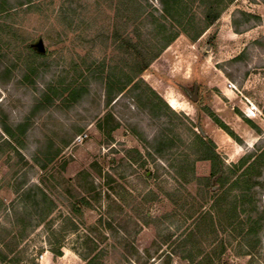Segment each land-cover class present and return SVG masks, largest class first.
<instances>
[{
  "label": "rangeland",
  "instance_id": "374dc122",
  "mask_svg": "<svg viewBox=\"0 0 264 264\" xmlns=\"http://www.w3.org/2000/svg\"><path fill=\"white\" fill-rule=\"evenodd\" d=\"M127 1L138 12L122 31L134 42L158 51L163 32L153 17L180 34L108 103L102 78L133 72L112 38ZM186 9L180 25L160 16L159 0H0V264H180L190 254L218 256L221 240L220 264H264V228L250 239L248 224L216 233L206 218L189 237L198 202L211 208L194 179L211 169L194 152L196 133L216 143L226 170L264 150V0L228 3L195 41L187 33L205 27L204 5L188 0ZM40 39L45 56L31 50ZM72 86L85 88L78 101L67 98ZM195 87L197 101L187 92ZM156 137L165 140L161 154ZM252 171L255 219L264 214V163ZM36 186L47 201L38 208L40 189L22 194Z\"/></svg>",
  "mask_w": 264,
  "mask_h": 264
},
{
  "label": "trees",
  "instance_id": "16d2710c",
  "mask_svg": "<svg viewBox=\"0 0 264 264\" xmlns=\"http://www.w3.org/2000/svg\"><path fill=\"white\" fill-rule=\"evenodd\" d=\"M233 1L234 0H201L205 9V27L199 28L198 31H196V33H194L193 35H191L187 29H183V31L189 32L187 34L191 37L192 40L195 41L205 32L206 29L216 24L224 8L228 5V3H231ZM159 2L161 5L160 16L165 20L178 22L180 25H182L183 19L187 12L186 7L188 4V0H159ZM133 6H135L134 3L127 1L126 3H124L122 9H118L117 12H123L126 15V18L123 19L119 16L120 20L124 22L122 26L119 25L112 34L113 41L115 45L117 44L118 49H121L122 53L126 56L132 57L133 61L131 69L133 72L128 73L124 71L123 76L125 75V79L120 78L119 80H116L117 75L114 71H110L106 77L102 78V83L105 84L107 92L108 103L113 100L114 96L123 93L136 77L142 76L144 72H146L150 68L153 61L159 57L164 48L168 47V45L173 42L180 34V32L176 30L175 27L172 26L168 28L166 22L159 23V19H156L152 15L153 20L156 21V24L158 23L157 26L161 28L163 32L161 47L158 49V51L153 53L151 47L142 44L140 40L134 42L126 32L124 34L122 31L123 28L126 31V29L131 25L130 20L132 19V17L129 16V14L132 11L138 12V8H134ZM243 15L246 16V21H250L252 18H257L258 20H260L259 16L254 17L244 12ZM188 22L189 24H191L193 22V19L189 20ZM233 23L235 26H237L236 19L233 21ZM31 50L35 55H46L44 54V52H40L39 50ZM136 87L138 86L133 85L131 87L132 89H130L133 91L136 89ZM84 90L85 88H83L82 86H72L67 88L65 92L68 94V99L72 101H78L83 96ZM152 92H154L157 96V93L155 91ZM157 98L161 102H164L160 96ZM205 110L208 111L207 108ZM209 113L211 116L214 115L211 111H209ZM109 116L107 115L105 119L108 120ZM214 120L231 136H235V134L229 130V127L225 123H223V121H221L217 117H214ZM99 126L100 128H102V123H100ZM20 129H22V126L20 127ZM3 130L9 136H12L14 134L12 127H10L8 124L4 123ZM163 141H165L164 138L156 137L151 143L155 152L158 154H161L163 151V149L159 146ZM194 146V152L197 155L198 160L209 161L211 164L209 176L203 178L194 176V179H196V181H198L200 185L203 184L205 193H207L205 202L211 201V208L207 212H202L204 203H201V201L198 200L199 202L197 204L196 210L193 211L191 215L196 216V225L194 229L190 230L189 237L194 238V236L197 235V232H199L197 230L199 229L202 221L206 218H209L213 223V229L216 233L223 232L226 234L228 230H242L243 226L245 227L248 224L249 228L248 232L246 233V237L252 239L257 234L255 228L261 230L264 228V214H258L259 216H257V218L255 219H253L252 217L254 212L258 213V207L253 202V188L255 187V183L252 182V169L256 167V164L257 166H261V163H264V150L254 163L248 164L249 156H246L243 157L239 161V163L233 164L231 168L226 170L224 161L217 151L216 143L212 139H207L201 133H196ZM41 166L42 168H45V165L41 164ZM192 166L194 168V164H192ZM232 176H234L233 182L229 187H226V184ZM34 189L41 190V203L39 200H37L38 198H35L34 201L36 208H38L40 205L42 207L44 200L45 203L47 202L45 199L46 193L42 188L38 186L34 188L30 187L27 190H24L22 194L23 196H29L30 193L35 191ZM234 190L235 193L233 195H230V197L232 196V198L229 199L230 197L228 196L230 192H234ZM36 196H38V192ZM83 201L87 203L86 199H83ZM252 204H254V207L249 208V205ZM80 205V203L76 205V210L80 208ZM51 210L52 207H48L47 211L50 212ZM242 216H245L246 222H244ZM256 242L261 244L260 237H258ZM250 244L247 243V246H250ZM7 246L9 245L7 244ZM220 246L221 248L218 256H214V253L212 251L205 252L203 255L190 254L187 258L184 259V261H181L180 264H220L221 255H223V253L225 252V240H221ZM52 252L54 254H61V250L59 248L53 249ZM3 253L4 251L0 249V254ZM86 264H93V259L88 260Z\"/></svg>",
  "mask_w": 264,
  "mask_h": 264
},
{
  "label": "water",
  "instance_id": "95a60500",
  "mask_svg": "<svg viewBox=\"0 0 264 264\" xmlns=\"http://www.w3.org/2000/svg\"><path fill=\"white\" fill-rule=\"evenodd\" d=\"M37 47L39 48V50H40L41 52H44V51H45V46H44V43H43V40H42V39L39 40V42H38V44H37ZM187 92H188L190 95H192V99H193L194 101H197V99H198V89H197V87H195L194 92H193L192 94H191V92H190L189 90H187ZM201 134L204 135L203 130H201Z\"/></svg>",
  "mask_w": 264,
  "mask_h": 264
},
{
  "label": "crops",
  "instance_id": "0c3cea01",
  "mask_svg": "<svg viewBox=\"0 0 264 264\" xmlns=\"http://www.w3.org/2000/svg\"><path fill=\"white\" fill-rule=\"evenodd\" d=\"M168 102H169V104H170L172 107H174V108H175V106H177V104H178L174 98H169V99H168Z\"/></svg>",
  "mask_w": 264,
  "mask_h": 264
},
{
  "label": "built area",
  "instance_id": "2783aa9c",
  "mask_svg": "<svg viewBox=\"0 0 264 264\" xmlns=\"http://www.w3.org/2000/svg\"><path fill=\"white\" fill-rule=\"evenodd\" d=\"M84 139V135H78L76 141H82Z\"/></svg>",
  "mask_w": 264,
  "mask_h": 264
},
{
  "label": "flooded vegetation",
  "instance_id": "af4514ba",
  "mask_svg": "<svg viewBox=\"0 0 264 264\" xmlns=\"http://www.w3.org/2000/svg\"><path fill=\"white\" fill-rule=\"evenodd\" d=\"M191 92V91H190ZM191 94H192V92H191Z\"/></svg>",
  "mask_w": 264,
  "mask_h": 264
}]
</instances>
